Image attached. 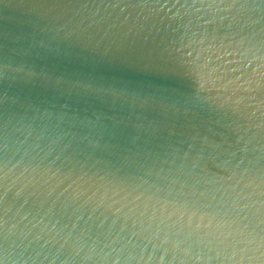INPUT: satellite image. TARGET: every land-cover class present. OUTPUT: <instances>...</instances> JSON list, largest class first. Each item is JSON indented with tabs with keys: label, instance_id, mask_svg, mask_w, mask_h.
<instances>
[{
	"label": "water",
	"instance_id": "95a60500",
	"mask_svg": "<svg viewBox=\"0 0 264 264\" xmlns=\"http://www.w3.org/2000/svg\"><path fill=\"white\" fill-rule=\"evenodd\" d=\"M0 264H264V0H0Z\"/></svg>",
	"mask_w": 264,
	"mask_h": 264
}]
</instances>
